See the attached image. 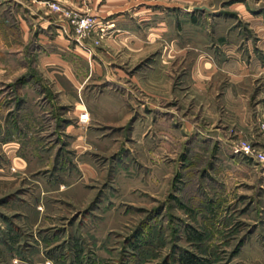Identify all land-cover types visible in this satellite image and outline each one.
Wrapping results in <instances>:
<instances>
[{"label":"rangeland","instance_id":"obj_1","mask_svg":"<svg viewBox=\"0 0 264 264\" xmlns=\"http://www.w3.org/2000/svg\"><path fill=\"white\" fill-rule=\"evenodd\" d=\"M21 1L69 23L77 79L91 80L63 100L29 56L0 85V264H264V163L236 153L246 142L264 154V117L250 115V139L224 110L225 80L200 95L192 74L199 55L221 60L224 48L264 67V0H81L83 13ZM105 4L141 34L134 55L103 56L111 84L85 68L115 37L96 16ZM74 15L98 21L82 45ZM155 27L165 38L150 44ZM31 81L40 87L23 91Z\"/></svg>","mask_w":264,"mask_h":264},{"label":"crops","instance_id":"obj_2","mask_svg":"<svg viewBox=\"0 0 264 264\" xmlns=\"http://www.w3.org/2000/svg\"><path fill=\"white\" fill-rule=\"evenodd\" d=\"M52 1L60 3L66 9L83 13L81 0ZM99 1L94 0V4L91 6H96ZM115 2H122V0H114L110 7H116L113 5ZM110 7L105 4L101 7L100 12L96 14L99 22L109 24V27L105 30L107 35L108 30L115 28L113 33L115 37L110 36L104 42V46L100 48L101 51L97 54V58L101 62H97L98 60L95 59L94 63H89L86 60L88 63H85V68L88 70V77L92 76L93 79L99 78V76H102V72H105L107 74L105 78L108 80L109 65L103 56L112 55L111 46L116 47V59L125 60L124 56L126 54L138 52L139 43L141 42V34L138 29L135 30L123 15L126 11L124 7L108 12ZM151 15L155 16L157 13ZM159 19L161 20V18ZM69 31H71L69 23L45 4L27 6L21 0H0V85L10 86L13 82L12 77L16 75L13 74V71H27L29 69L28 57L36 56V69L42 73L45 80L50 81L49 85L54 86L56 93L60 94L63 100H69L71 94H75L77 85L82 86L85 82L91 80L83 79L80 82L77 79L75 64L72 62L79 59V53L82 52L75 45L72 36L68 33ZM165 34L166 30L164 28L155 27L146 33L145 38L148 43L155 44L158 41H163ZM170 51L172 50L166 47L163 50L162 54L165 60L163 63L171 62L172 58L170 57L173 52ZM223 53L221 60H217L210 53H202L197 57L192 72L195 77L196 91L200 95L208 94L209 87L213 85L212 83H215V79L222 77L225 80V91L222 95L224 110L237 115L238 125L245 129L250 139H254L253 134L247 130V127L251 124L249 122L250 115H256L255 120L264 117V67L259 62H253V57H251L250 65H247L241 54L235 53L231 48H224ZM179 55V57H182L181 52ZM115 70L119 71L115 75L116 79H120L121 82L114 80V83L124 85L123 82L126 76L123 69L117 66ZM108 82L113 83L111 80H108ZM253 84H258L257 86L261 87V90L252 105L251 92L252 87H254ZM33 86H39V84L33 85V81L26 82L23 91H34ZM245 90H248V93ZM39 92L37 90V93ZM41 94H36L37 98L35 99L44 103L46 101L43 98L45 92ZM23 97L28 96L23 94ZM28 101L26 99V102ZM223 144L225 146L226 142L224 141ZM228 162L246 161L243 158L237 160L233 157Z\"/></svg>","mask_w":264,"mask_h":264},{"label":"built area","instance_id":"obj_3","mask_svg":"<svg viewBox=\"0 0 264 264\" xmlns=\"http://www.w3.org/2000/svg\"><path fill=\"white\" fill-rule=\"evenodd\" d=\"M50 6L52 9H54V10L56 9L57 12L62 11L59 7H57L55 5H50ZM97 23H98V21L95 18L93 19L89 16H86V17H80L79 16V18L77 16H75V18L72 20V24H73L74 28H76V32H77V41H79L81 45L84 44L82 41L83 37H86L89 34H91L92 32H94V30H96L97 27L99 28V25ZM103 28L101 29V31H102V33L103 32L105 33V30ZM236 153H242L243 155L254 159L258 163H262V164L264 163V154L258 152L249 143H246V142L241 143L237 147Z\"/></svg>","mask_w":264,"mask_h":264},{"label":"trees","instance_id":"obj_4","mask_svg":"<svg viewBox=\"0 0 264 264\" xmlns=\"http://www.w3.org/2000/svg\"><path fill=\"white\" fill-rule=\"evenodd\" d=\"M185 264H199V262L195 258H191V259L188 258Z\"/></svg>","mask_w":264,"mask_h":264}]
</instances>
